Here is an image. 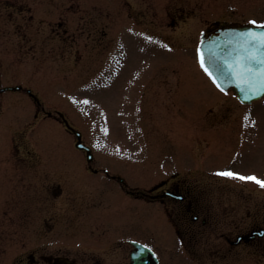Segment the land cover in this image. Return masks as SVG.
I'll use <instances>...</instances> for the list:
<instances>
[{"label":"rangeland","instance_id":"rangeland-1","mask_svg":"<svg viewBox=\"0 0 264 264\" xmlns=\"http://www.w3.org/2000/svg\"><path fill=\"white\" fill-rule=\"evenodd\" d=\"M261 18L264 0H0V86H23L0 92V264H10L21 251L9 238L16 233L21 243L28 223L22 206L26 181L18 173L25 161L35 149L43 160L85 158L77 156L71 135L54 119L42 116L30 130L23 120L36 106L63 112L101 160L110 159L105 150H115L117 141L134 155L137 147L146 161L159 159L161 146L184 143L194 154L187 165L197 167L210 150L219 149V156H207V166L242 149L233 167L264 176V108L253 107L257 115L248 142L246 126L236 117L238 101L215 88L196 56L205 28ZM227 106V121L210 114ZM138 126L140 135L134 137ZM11 128L16 144L8 157L3 133ZM138 173L132 182L148 185L150 169Z\"/></svg>","mask_w":264,"mask_h":264},{"label":"flooded vegetation","instance_id":"flooded-vegetation-1","mask_svg":"<svg viewBox=\"0 0 264 264\" xmlns=\"http://www.w3.org/2000/svg\"><path fill=\"white\" fill-rule=\"evenodd\" d=\"M250 105L239 104L236 116L248 142L257 115ZM192 108L199 109L194 103ZM230 109L210 114L227 121ZM7 132L11 145L14 131ZM117 147L121 159L25 161L18 173L26 181L22 206L28 223L21 243L16 233L9 238L21 246L10 264H133L130 254L144 244L155 256L146 252L137 264H264V189L216 174L238 171L231 162L242 149L207 166V156H219V149L210 150L194 167L187 165L194 154L184 143L161 146L153 161L141 159L138 150L125 159L123 145ZM140 168L151 171L148 185L132 182Z\"/></svg>","mask_w":264,"mask_h":264},{"label":"snow or ice","instance_id":"snow-or-ice-1","mask_svg":"<svg viewBox=\"0 0 264 264\" xmlns=\"http://www.w3.org/2000/svg\"><path fill=\"white\" fill-rule=\"evenodd\" d=\"M247 23L261 30L257 31L255 28H249L244 31L229 33L226 43L231 46V51L227 55L218 54L216 51L218 45L211 42L206 56L202 49L203 41L197 44L196 56L199 65L221 92L224 91L219 82L221 78L224 80L231 78L236 83L247 86L253 92L257 90V87L264 88V18L251 19ZM140 35L143 36L144 33ZM147 39L151 41L153 37L148 36ZM206 60L208 61L207 64ZM209 65L216 69L215 73L210 70ZM70 99L74 100L75 98L70 97ZM84 103H88V101L85 100ZM244 119L248 120V116L245 115ZM102 130L106 131V129ZM216 174L230 180L252 181L264 189V179L254 173L245 175L239 171H233L231 168H224L218 169ZM135 243L139 245L138 241ZM146 252L155 256L150 245H139L130 254L133 264H137L138 261L142 260Z\"/></svg>","mask_w":264,"mask_h":264},{"label":"water","instance_id":"water-1","mask_svg":"<svg viewBox=\"0 0 264 264\" xmlns=\"http://www.w3.org/2000/svg\"><path fill=\"white\" fill-rule=\"evenodd\" d=\"M249 28H255L257 31L261 30L260 28H256V26H253V25H243V26H220L209 32H202L201 39H200V42L203 41L202 49L207 56L210 43L215 42L218 45L216 49L217 53L227 55L228 52L231 51V46L226 43V40L228 39V34L232 32H237V31H244ZM207 63L208 61L206 60V64ZM209 67H210V70H212L214 73L216 72V69L212 68L211 65H209ZM219 82L221 84V87H223L224 90H227L228 88H232L242 101H249L252 98H256L264 93V88L257 87V90L253 92V91H250L247 86L238 84L235 81L231 80V78H229L228 80H224L223 78H221ZM18 88L19 86L5 87L2 89H18ZM242 88L244 89L243 91H242ZM75 132L78 138H80V133L78 131H75ZM79 145H81L80 142L77 143V146ZM88 157L90 158V156Z\"/></svg>","mask_w":264,"mask_h":264}]
</instances>
